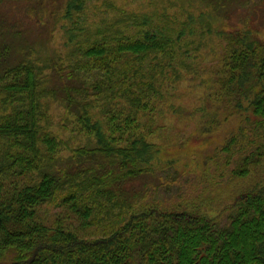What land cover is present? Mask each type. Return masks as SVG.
Masks as SVG:
<instances>
[{"label":"trees","instance_id":"16d2710c","mask_svg":"<svg viewBox=\"0 0 264 264\" xmlns=\"http://www.w3.org/2000/svg\"><path fill=\"white\" fill-rule=\"evenodd\" d=\"M90 1H68L69 64L59 66V89L0 43V264H264V40L250 27H216L211 13L179 18L167 7L137 13L110 4L116 17L83 24ZM214 38L210 98L238 124L216 150L225 166L235 162L225 223L222 213L163 208L128 187L155 173L161 154L141 115L166 86L199 74L198 57ZM49 99L93 143L69 146L76 163L58 164L68 143L49 130ZM48 207L52 223L42 216Z\"/></svg>","mask_w":264,"mask_h":264},{"label":"rangeland","instance_id":"374dc122","mask_svg":"<svg viewBox=\"0 0 264 264\" xmlns=\"http://www.w3.org/2000/svg\"><path fill=\"white\" fill-rule=\"evenodd\" d=\"M68 1L0 0V43L10 46V56L16 62L26 58L42 67L48 86L58 89L66 82L60 76L59 66L69 64L67 29L70 24L64 16ZM209 2L91 0L85 12L87 21L83 24L96 25L102 19L116 17L117 11L109 8L110 4L137 13H152L167 7L168 13L179 18H185L188 12L211 13L216 27L228 31L250 27L264 40V0H230L220 11L209 8ZM219 52L214 38L198 57L199 74L186 75L175 87L166 86L164 98H155L151 111L141 115L142 133L159 146L161 154L155 173L136 179L128 187L141 190L145 201L160 202L163 208L191 204L199 206L209 217L222 213L225 223L228 215L225 209L235 188L231 172L235 162L225 166L224 156L220 161L216 150L235 133L238 124L235 117L224 120L220 104L210 98L216 87L211 69ZM48 107L52 121L49 130L68 143L59 155L58 164L67 166L70 159L69 163H76L69 146L84 147L93 143L78 130L75 116L61 101L49 99ZM96 113L105 121L98 108ZM214 113L220 117L211 116ZM45 210L42 216L52 223L56 211L50 207Z\"/></svg>","mask_w":264,"mask_h":264}]
</instances>
